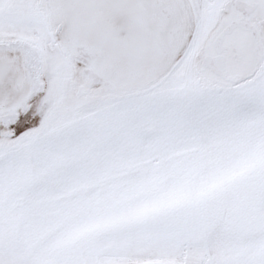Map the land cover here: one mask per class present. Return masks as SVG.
<instances>
[{"label": "snow or ice", "instance_id": "snow-or-ice-1", "mask_svg": "<svg viewBox=\"0 0 264 264\" xmlns=\"http://www.w3.org/2000/svg\"><path fill=\"white\" fill-rule=\"evenodd\" d=\"M0 264H264V0H0Z\"/></svg>", "mask_w": 264, "mask_h": 264}]
</instances>
